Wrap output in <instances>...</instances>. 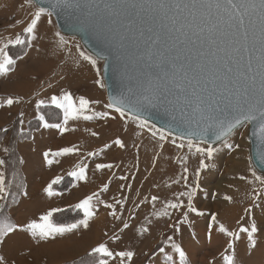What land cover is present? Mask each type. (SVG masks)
<instances>
[{
	"label": "snow or ice",
	"instance_id": "6c2138e0",
	"mask_svg": "<svg viewBox=\"0 0 264 264\" xmlns=\"http://www.w3.org/2000/svg\"><path fill=\"white\" fill-rule=\"evenodd\" d=\"M29 3L35 10L24 29L26 33H33L45 15L51 17L54 13H63L73 18L80 30L102 41L109 53L115 56L114 70L121 72L129 82L127 94L110 97L106 107L119 113L122 119L131 113L129 118L140 128L148 127L142 113L151 108L163 109L171 116L170 126H175L181 139L187 137L188 150L191 152L194 149L202 157L200 170L208 167L205 160L212 159L217 151L213 147L215 141L226 142L233 130L245 123L255 124L253 135L264 145V0H29ZM48 23L52 21L49 19ZM23 43L16 36L0 46V74L7 73L14 63L6 49L9 45ZM61 43H65L62 37ZM79 55L96 69L99 77L98 60H107L108 57H101L99 53L94 57L85 52ZM107 71L105 67L104 72ZM96 84L101 88L105 86L101 79H97ZM51 102L64 110L65 124L69 119L81 116L84 120H92L93 116L100 119L107 117V113L85 115L90 101L81 97L77 106L68 92L59 97L53 96ZM13 103L11 98L6 101L8 106ZM40 104L43 101H39L37 106ZM44 127L60 128V125L45 123ZM151 134L158 136L160 141L166 139L165 133L159 129L151 131ZM172 142L175 143V140ZM115 144L124 147L120 139H116ZM226 146L232 147L230 144ZM176 147L184 148L185 143ZM72 151L66 148L53 155ZM44 156L51 165L53 161L48 159L49 153ZM258 159L264 170V151L258 154ZM4 164L5 160L0 159V167ZM96 167L110 169L112 165L98 164ZM200 170L195 173L197 181ZM187 171L185 167L184 172ZM70 175L85 179V170L81 168L78 173ZM252 176L264 185V176L257 175L255 170ZM183 179L187 181V176ZM55 183L58 179L52 182ZM196 187L180 195L187 197L188 212L203 216L204 213L192 203ZM45 191L48 196L56 194L52 185ZM259 195L257 193V197ZM8 196L9 185L0 171V203ZM94 196L76 205L85 216L79 224H54L53 214L61 209H51L39 217V223L33 221L26 227L5 222L0 227V244L6 243L5 238L17 231L30 234L34 240L47 241L70 233L81 225L87 228L93 216L91 202ZM152 199L155 201L157 197ZM105 206L113 207L111 204ZM183 206L182 203L167 205L173 209ZM254 207H259V204H254ZM245 212L251 217L252 208L245 209ZM111 215L115 216V211ZM184 215L187 220V213ZM215 219L213 215L212 220ZM219 231L230 238L225 249L229 254L223 257L225 264H236L234 242L240 240L241 233L246 234L251 249L257 248L256 234L259 229L255 219H250L248 226H240L236 231H229L223 225H220ZM172 248L179 254L180 264H187L185 252L180 246L173 243ZM160 251L163 252V248ZM245 251H248L247 246ZM91 254L113 257V252L104 244L93 248ZM115 255L120 257L121 264H124L125 258L127 261L133 258L131 251ZM0 264H6L3 256H0ZM97 264H108V260L101 258Z\"/></svg>",
	"mask_w": 264,
	"mask_h": 264
},
{
	"label": "rangeland",
	"instance_id": "374dc122",
	"mask_svg": "<svg viewBox=\"0 0 264 264\" xmlns=\"http://www.w3.org/2000/svg\"><path fill=\"white\" fill-rule=\"evenodd\" d=\"M34 10L29 0H0V46L7 43L8 39L14 35H19L20 39L24 41L20 45H9L6 49L13 61L21 57L18 55L26 54L29 47L27 34L22 33L20 23H16L14 17H20L21 19L18 20L24 22L32 18ZM46 22L47 20L42 17V29L47 26ZM11 30L13 31L12 35L9 34ZM68 38L73 44H80L83 47L78 39ZM10 47L16 48H12L9 51ZM84 51L91 55L85 49ZM34 66L33 64L31 68H29L30 65L27 67L29 69L23 75L27 77V73L29 74L27 80L32 79L31 74H36L33 75L34 79L39 78L41 73H32ZM97 68L101 70V75L98 77L96 74V77L103 81L102 62L99 60ZM39 69H42V66ZM94 72L96 73V69H94ZM5 74H0V80ZM46 75L48 74L46 73L42 80H44ZM13 80V84L2 90L3 93L13 91L10 86L18 83L20 78L13 74ZM37 85L38 83L28 94L35 90ZM13 88L16 89V87ZM40 88L48 89L42 85ZM82 92L88 94L87 99L90 101L88 115L107 113L105 119L93 116L92 120L85 121V126L89 131H82V137L80 138L85 139L83 146H88L89 151L93 148L98 150L91 154L90 159L101 158L105 159L107 163L115 162L117 166L120 165L118 168L109 169L111 172H115V178L121 177L119 180L115 179V181H112L116 183L113 194L120 195L116 206L120 211H117V214L122 217L129 215L131 225L129 223V229H119L115 233L114 239L118 241L119 245H122L128 239L130 247L137 254L140 252L146 253L149 258L152 254H155V256H160L163 259L167 258L170 264H180L179 254L172 248V244L175 243L185 252L187 264H225L223 257L229 254L225 252V249L230 238L228 237L222 242L224 249H220L222 247L217 248L214 235L219 231L220 225H223L229 231H236L240 226H248L250 219H255L259 231L261 227L263 228L260 219L264 218V185L255 181L252 171L255 170L257 175L264 176V174L258 172L251 161L248 125L239 128L226 139V142L222 141L218 145H213L217 151L212 159L205 160L208 167L200 170L202 157L196 154L194 149L191 152L188 150L187 140H182L163 131L166 139L160 141L158 136L153 137L151 134V131L158 129L155 126L147 123L148 127L140 128L128 115L122 119L119 113L106 107L108 101L105 86L103 88L99 85L94 86L91 81ZM46 108L48 107L43 109ZM92 109H95L96 112L92 113ZM39 112L42 114V111L39 110ZM12 117L9 114L3 116L4 123L9 124L4 128L1 127L2 129L0 128V143L2 144L7 140L8 151L1 157L7 161H18V145L30 139L34 131L33 128H41L43 121H40V123L38 120L32 121L28 125V131H21L23 117L20 115L15 118ZM51 119L55 120L54 118ZM46 120L50 121L48 114H46ZM116 139H120L123 142V148L115 144ZM173 140H175V143L172 142ZM241 140L243 141V144L240 145L241 159L245 166L238 173L241 172L239 176H242L243 179H238V182L229 185V188H220V191L217 188L214 189V186L221 181L224 171L223 163L231 157L233 152H237V147ZM182 142L185 143L184 148L176 147L177 144ZM12 143L15 147L13 151L10 150ZM229 144L232 147L226 146ZM202 146L206 147V145ZM2 149L0 148V151H3ZM185 167L188 169L186 173L184 172ZM197 170L201 172L198 181L195 176ZM184 176H187V181L183 179ZM122 177L126 179H122ZM209 180L211 184H209ZM197 184L198 187H196ZM64 186H67V183ZM192 187H196V194L192 199L193 206L198 211L203 212V216L188 212L187 197L180 195V193L186 192ZM257 193H260L259 197H257ZM152 197H157V199L153 201ZM225 197L233 199V202L230 199H225ZM170 203H182L184 206L173 209L167 207ZM236 203H246V206L255 203L259 204L260 208H257L259 211L252 210L251 217L246 214L244 209L237 213L238 217H236V220L227 221V219H224L225 214L220 208L225 207V205L231 207ZM216 204H218L217 207ZM165 212L168 214L165 215ZM2 213L4 212L2 211L1 215ZM185 213H187V220H185ZM213 215L216 217L215 221L212 220ZM78 216L79 214L73 215L74 218ZM177 228L179 231H177ZM144 229H147V231H143ZM259 231L256 234L259 242L254 250L251 249L244 233L240 234V240L234 242L236 264H264L261 258V253L264 252L261 245L263 243H261L262 241L259 238ZM210 243L211 245H209ZM246 246L248 247L247 252L245 251ZM161 248H163V252L160 251ZM118 250L123 249L120 247Z\"/></svg>",
	"mask_w": 264,
	"mask_h": 264
},
{
	"label": "crops",
	"instance_id": "0c3cea01",
	"mask_svg": "<svg viewBox=\"0 0 264 264\" xmlns=\"http://www.w3.org/2000/svg\"><path fill=\"white\" fill-rule=\"evenodd\" d=\"M18 19L21 18L14 17L16 23H20L22 33H26L24 29L32 18L24 22ZM44 19L47 20V26L42 29L41 18L34 32L26 33L27 39H29L28 51L24 56L14 60L15 62L9 66L7 74L3 75L0 80V128L9 124L3 121L5 114L13 116L12 118L18 115L23 117L21 131H28V125L32 121H43L42 127L34 129L30 139L18 145V161H7L1 157L6 154L5 149L8 148V141L0 143V148H3V151H0V159L5 160L0 171L4 173L9 185L7 200L0 203V207H2L0 225L6 221L21 227H26L33 221L39 223V217L51 209H61L53 216L70 209H74V213L79 214L74 219L63 214L58 217L59 224L52 221L54 224L58 226L79 224L81 220L85 219V216L84 211L77 208L76 205L95 194L91 202L93 216L89 219L87 228L81 225L70 233L47 241L34 240L30 234L20 231L12 233L10 237L5 238L6 243L0 244V256L5 258L6 264H97L101 258L107 259L108 264H121L120 257L115 254L121 251H131L133 253L132 260L127 261L125 258L124 264H170L167 258L163 259L155 254H152L150 258L146 253L137 254L130 247L128 239L122 245H119L118 241L114 239L115 233L119 229H129V223L131 225L129 215L122 217L117 214V211H120L116 208L120 195L113 194L116 183L112 181L119 180L121 177L115 178V172H111L109 168L97 169L96 166L110 164L112 165L110 169H114L120 165L117 166L115 162L107 163L105 159L101 158L90 159L91 154L98 150L93 148L89 151L88 146H83L85 139L80 138L82 131H89L85 126L86 120L81 116L77 119H69L65 124L64 110L51 102L53 96L59 97L68 92L71 93L78 106L81 97L88 98V94L82 91L88 87L89 83L92 81L94 86H97L96 73L91 64L80 57L79 53L85 52L83 47L80 44H73L68 37L61 34L56 28L52 16H44ZM49 19L52 21L51 24L48 23ZM57 32L60 33L59 36L56 35ZM9 34L12 35L13 31L11 30ZM61 37L65 43H61ZM15 38L14 35L8 40ZM85 54L87 53L85 52ZM33 64L39 67L34 66L32 73L39 72L41 74L37 79L33 78V75L36 74H31L32 79L27 80L29 74L26 72L27 77L23 75ZM29 65L30 67L26 69ZM41 66L42 69H39ZM46 73L48 75L42 80ZM13 74L20 78L19 84L15 82V85L10 86L13 91L3 93L2 90L5 87L13 84ZM39 79L41 80L38 82ZM37 83L36 89L28 94ZM41 85L48 89H41ZM9 98L14 101L11 106L6 104ZM39 101H43V104L38 107ZM44 107L56 109L57 111L50 110L52 112L48 113V118H54L55 121L60 118V122H48L46 116L39 112ZM96 110L92 109V113ZM84 114L88 115V111ZM45 123L60 125V128H45ZM62 129L64 130L62 131ZM66 148L73 149V151L59 156L53 155ZM46 152L49 153L48 159L53 161L51 165L45 159ZM81 168L85 170V179H78L76 176L70 175L73 172L78 173ZM57 179L58 183L52 184ZM65 181L67 186L62 188ZM49 185H52V188L57 185L60 190H53L56 194L48 196L45 189ZM105 188H107L106 191L103 190ZM108 204L113 207H106L105 205ZM125 208L127 209V207ZM2 211L4 213L1 215ZM113 211L116 213L115 216L111 215ZM125 224L128 225L127 228L124 227ZM100 244L107 246L113 252V257H100L98 254H91L92 249ZM120 247L123 250H118ZM81 256L83 257L80 258Z\"/></svg>",
	"mask_w": 264,
	"mask_h": 264
},
{
	"label": "water",
	"instance_id": "95a60500",
	"mask_svg": "<svg viewBox=\"0 0 264 264\" xmlns=\"http://www.w3.org/2000/svg\"><path fill=\"white\" fill-rule=\"evenodd\" d=\"M52 17L56 23L58 30L64 36L78 39L84 49L94 57L97 53H99L101 57H108L107 60H104L102 58L99 59V61L102 62V79L104 81L108 103L110 102V97H119L122 93L126 95L129 82L122 76L121 72L114 70L113 65L116 64V59L114 55L109 53L107 46L90 33L82 31L78 27H76L73 18H70L63 13H54ZM105 67L108 68L107 72H104ZM127 115L131 116V113H127ZM142 116L147 120V123L155 126L161 131L166 132L167 134L181 139L180 133L175 129V126H170L169 122L171 121V116L165 113L163 109L151 108L142 113ZM245 125L249 126L248 138L250 142L251 161L257 171H259L260 173H264V170H262V166L260 165L258 159V154L261 151H264V145L260 143L257 136L253 135L255 124L245 123L244 125L238 126L233 130L232 134ZM232 134H230V136ZM183 140H187V137L185 136ZM220 142L222 141H215L213 145H218V143Z\"/></svg>",
	"mask_w": 264,
	"mask_h": 264
},
{
	"label": "bare ground",
	"instance_id": "6f19581e",
	"mask_svg": "<svg viewBox=\"0 0 264 264\" xmlns=\"http://www.w3.org/2000/svg\"><path fill=\"white\" fill-rule=\"evenodd\" d=\"M27 69V68H26ZM33 71V70H31ZM175 137V136H174ZM248 137H249V133H248ZM243 144V141L241 140L239 142V145H238V150L237 152H233L231 157H229L223 164H224V171H223V174H222V177H221V181L218 182V184L216 186H214V189L217 188L219 189V191L221 190L220 188H229L231 184H236L238 182V179H241L242 176H239V174L241 172L238 173V171L240 170H243L242 167L245 166L244 162H242V159H241V155H242V152L240 151V145ZM259 172V171H258ZM261 174H264V173H261ZM209 184H211V181L209 180ZM231 202H233V199H230ZM205 203V202H204ZM215 203V202H214ZM227 204V203H226ZM254 204H250L248 207L246 206V203H242V204H235L233 206H227L225 205V207L223 208H220L223 212H224V216L225 218L224 219H227V221L229 220L230 222H232L231 220L232 219H235L236 220V217L237 216V213L241 212L242 210L244 209H247V208H252V210H257L259 211V209H257L258 207H254ZM218 204H216V207H217ZM215 208V207H214ZM260 208V207H259ZM261 220V225H263V228L261 227L260 231H259V238L260 240L262 241L261 244L262 245V251H264V218L260 219ZM213 230V229H212ZM215 230H217L215 228ZM214 232V231H213ZM212 233V232H211ZM215 233V232H214ZM213 234V233H212ZM215 236V237H214ZM214 239H215V243H216V246L217 248L218 247H222L220 249H224L225 247L223 246V243L228 237L227 236H224L223 233H221L220 231H217L214 235ZM212 237V238H213ZM214 242V241H213ZM259 241H257L258 243ZM222 244V245H221ZM211 245V243L209 244ZM258 245V244H257ZM213 246H215L213 244ZM260 248V247H259ZM261 258L263 259L262 261L264 262V252L261 253Z\"/></svg>",
	"mask_w": 264,
	"mask_h": 264
},
{
	"label": "trees",
	"instance_id": "16d2710c",
	"mask_svg": "<svg viewBox=\"0 0 264 264\" xmlns=\"http://www.w3.org/2000/svg\"><path fill=\"white\" fill-rule=\"evenodd\" d=\"M12 48H16V47H10L9 48V51L12 49ZM11 53V52H10ZM25 54V53H24ZM24 54H22V55H18L19 57L21 56H24ZM44 110H45V112H44ZM50 110H54V111H57L56 109H54V108H46V109H43V108H41L40 109V111H42L41 113H42V115H44V116H46V114H48L47 112L49 111V112H52V111H50ZM60 114V113H59ZM60 116V115H59ZM50 119V118H49ZM39 123H40V121H38ZM48 122H50V123H56V122H60V118L59 119H57L56 121L55 120H53V119H50V121H48ZM39 128V127H38ZM33 129H37V128H33ZM10 147L12 148H10V150H12L13 151V148L15 149V147H14V145H13V143H12V145H10ZM10 161V160H9ZM67 181V180H66ZM66 181H65V183H66ZM64 183V184H65ZM62 188H65V186H62ZM53 190H60V187L59 186H54L53 187ZM2 209V207H0V210ZM75 210L74 209H70V210H67V211H65V212H60V213H57L56 215H54L53 217H52V221L54 222V223H56V224H59V219H58V217H60V216H63V214H65V215H69V218L71 217L72 219H74V217H72L73 215H75Z\"/></svg>",
	"mask_w": 264,
	"mask_h": 264
}]
</instances>
